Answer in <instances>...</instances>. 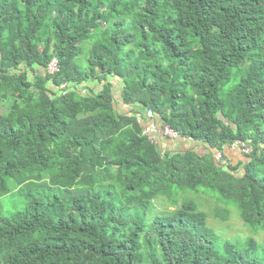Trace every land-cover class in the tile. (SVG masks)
Masks as SVG:
<instances>
[{
	"label": "trees",
	"instance_id": "16d2710c",
	"mask_svg": "<svg viewBox=\"0 0 264 264\" xmlns=\"http://www.w3.org/2000/svg\"><path fill=\"white\" fill-rule=\"evenodd\" d=\"M2 105L0 204H25L0 212V264H264L200 201L264 231V0H0ZM148 110L205 153L163 150Z\"/></svg>",
	"mask_w": 264,
	"mask_h": 264
},
{
	"label": "rangeland",
	"instance_id": "374dc122",
	"mask_svg": "<svg viewBox=\"0 0 264 264\" xmlns=\"http://www.w3.org/2000/svg\"><path fill=\"white\" fill-rule=\"evenodd\" d=\"M121 10L122 8H120L119 11ZM120 18L121 17H119V12H115V17L111 19V22L113 23V25L117 20H120ZM113 83L115 85V96L119 103L118 104L119 110H121L122 112L128 113V114H131L134 107L126 105L124 102V98H123L125 85L121 81H119V79L113 80ZM77 90L85 95L90 93V91L98 94L103 90V86H101L100 84H89L86 86H79ZM0 111L2 113L7 112V107L5 105H2V107H0ZM165 140L174 141V140H179V139L168 138ZM199 151H201L202 154L205 153L204 148L200 147ZM237 151L239 150L230 149L226 152V154L228 155V152L238 153ZM216 157L219 158V156H216ZM233 159L235 160V162H239V161L243 162L246 160L244 157L242 156L239 157V156H236L235 154L233 156ZM200 201L204 204L203 210H205V212L208 215V223H210L211 226H213L214 228H219L224 238L232 239L233 241H235L237 239L246 240L248 237L252 236L253 239H255L258 243H260L261 245H264V231H259L256 234V236H253L250 230L244 226L241 218L239 217L237 210L235 209L232 210V213L229 216L228 220L221 221L219 219H216L214 216L213 210L216 207V203L212 199L206 200V197H202ZM1 204H3V208L0 212H5V215L9 216L11 215V212H16L20 210L24 206L25 200L21 197L20 193L16 190V191L11 192L8 196L4 197L1 200ZM1 204H0V208H1ZM173 209L174 208L171 207V205L166 204L163 201L158 200L156 202V212L161 213V212H165L166 210H173Z\"/></svg>",
	"mask_w": 264,
	"mask_h": 264
},
{
	"label": "built area",
	"instance_id": "2783aa9c",
	"mask_svg": "<svg viewBox=\"0 0 264 264\" xmlns=\"http://www.w3.org/2000/svg\"><path fill=\"white\" fill-rule=\"evenodd\" d=\"M48 70H49L50 74H56L59 71L58 62L53 61L51 63V65L49 66ZM147 118L150 121L144 130V134L147 135L151 140H153L155 132H157L159 130H161V135L165 136L167 138H170V139L181 138L180 134L177 131L171 129L169 126H167V125L161 126V125H158L156 122H154L153 121V119H154L153 111H151V110L147 111ZM241 148L245 149L243 151L245 154H248L251 152V150L245 148L242 145H238V144L234 145L232 150H234V149L241 150ZM218 156H219V158L216 157V159L219 161V159H221V156L220 155H218Z\"/></svg>",
	"mask_w": 264,
	"mask_h": 264
},
{
	"label": "crops",
	"instance_id": "0c3cea01",
	"mask_svg": "<svg viewBox=\"0 0 264 264\" xmlns=\"http://www.w3.org/2000/svg\"><path fill=\"white\" fill-rule=\"evenodd\" d=\"M157 137H160V136H157ZM162 149L165 151H169V152H177V151H188V150H192V149H195V148H198V151L200 150V147H197L193 141L191 140H185V139H180L179 140H174V141H167V140H163L162 141ZM199 153L202 154L201 151H199ZM234 154L236 156H242L243 155L238 152V153H235V152H228V156L230 157V159H232L234 162L235 160L233 159V156ZM242 161H239V162H235V164L237 163H240Z\"/></svg>",
	"mask_w": 264,
	"mask_h": 264
},
{
	"label": "clouds",
	"instance_id": "9594fccd",
	"mask_svg": "<svg viewBox=\"0 0 264 264\" xmlns=\"http://www.w3.org/2000/svg\"><path fill=\"white\" fill-rule=\"evenodd\" d=\"M190 140L193 141V139H190ZM237 152H240L243 155V152L241 150H239ZM216 156H218V155H216Z\"/></svg>",
	"mask_w": 264,
	"mask_h": 264
}]
</instances>
